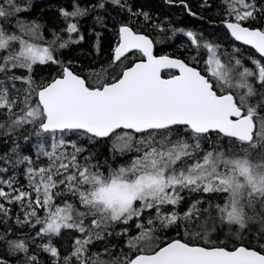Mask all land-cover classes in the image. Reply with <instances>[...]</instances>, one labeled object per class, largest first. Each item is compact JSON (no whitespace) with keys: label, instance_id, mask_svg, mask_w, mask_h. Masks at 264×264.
Instances as JSON below:
<instances>
[{"label":"snow or ice","instance_id":"snow-or-ice-1","mask_svg":"<svg viewBox=\"0 0 264 264\" xmlns=\"http://www.w3.org/2000/svg\"><path fill=\"white\" fill-rule=\"evenodd\" d=\"M0 264H264V0H0Z\"/></svg>","mask_w":264,"mask_h":264},{"label":"trees","instance_id":"trees-1","mask_svg":"<svg viewBox=\"0 0 264 264\" xmlns=\"http://www.w3.org/2000/svg\"><path fill=\"white\" fill-rule=\"evenodd\" d=\"M152 3L154 4H158L159 3V0H151ZM159 47V46H158ZM170 50V49H169Z\"/></svg>","mask_w":264,"mask_h":264}]
</instances>
